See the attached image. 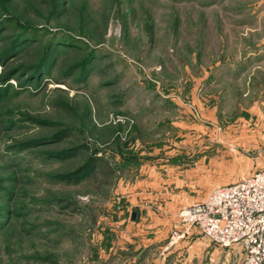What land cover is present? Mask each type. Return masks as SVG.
I'll list each match as a JSON object with an SVG mask.
<instances>
[{"label":"rangeland","instance_id":"1","mask_svg":"<svg viewBox=\"0 0 264 264\" xmlns=\"http://www.w3.org/2000/svg\"><path fill=\"white\" fill-rule=\"evenodd\" d=\"M260 170L264 0H0V264H128Z\"/></svg>","mask_w":264,"mask_h":264},{"label":"built area","instance_id":"2","mask_svg":"<svg viewBox=\"0 0 264 264\" xmlns=\"http://www.w3.org/2000/svg\"><path fill=\"white\" fill-rule=\"evenodd\" d=\"M196 232L222 248L241 246V264H264V170L218 186L202 202L186 206L163 251H171Z\"/></svg>","mask_w":264,"mask_h":264},{"label":"crops","instance_id":"3","mask_svg":"<svg viewBox=\"0 0 264 264\" xmlns=\"http://www.w3.org/2000/svg\"><path fill=\"white\" fill-rule=\"evenodd\" d=\"M123 196V199L125 200V203H127V206L125 209L132 208L134 202L131 201V199L134 197L133 195L130 196ZM190 200V199H189ZM204 200V199H203ZM202 200V201H203ZM128 201V202H127ZM199 203L198 202H193ZM185 205V200L182 199L181 203H178L176 206L177 209H181V205ZM190 204V205H191ZM164 206V205H163ZM161 206V208L163 207ZM140 209V219L144 221H149L151 218L152 221L150 223L152 225L150 237H142L139 241L135 240H128L126 243L128 244L127 248L129 250L130 247V253L129 257H127L126 263L128 264H210L208 261L211 259V264H214L215 257L214 252L212 249H209L211 243L204 237H201L198 232H196L191 238L187 239V241H183L178 246L171 249L169 252H164L163 247L166 244L167 239L164 238L165 236L162 235L161 230L164 228H167L166 223L170 220H177L175 217H178V211H175L177 214L170 215L169 217H165L164 219L160 218H152V216H149L150 209L148 206L141 205ZM157 209V208H156ZM158 211V210H157ZM174 212V211H172ZM180 212V211H179ZM155 221V222H153ZM138 224V223H137ZM148 229H143V234ZM206 244V245H205ZM209 246V247H208ZM239 247V246H238ZM235 247L237 249V254L239 257H241V263L244 259L243 256V250L239 247ZM221 248V247H220ZM223 249V248H222ZM156 251H158V258L154 259ZM136 256V257H135Z\"/></svg>","mask_w":264,"mask_h":264},{"label":"trees","instance_id":"4","mask_svg":"<svg viewBox=\"0 0 264 264\" xmlns=\"http://www.w3.org/2000/svg\"><path fill=\"white\" fill-rule=\"evenodd\" d=\"M48 52V53H47ZM47 55L49 54V49L46 51ZM91 160H93V158H91ZM107 165V164H106ZM89 165L84 166L83 168H81L78 172H83L86 173L85 170H87ZM81 173V174H83Z\"/></svg>","mask_w":264,"mask_h":264},{"label":"water","instance_id":"5","mask_svg":"<svg viewBox=\"0 0 264 264\" xmlns=\"http://www.w3.org/2000/svg\"><path fill=\"white\" fill-rule=\"evenodd\" d=\"M136 219H137V212H134L132 214V221H136Z\"/></svg>","mask_w":264,"mask_h":264}]
</instances>
